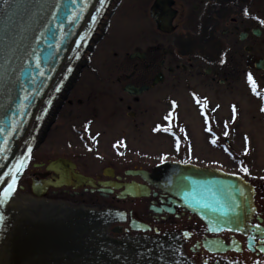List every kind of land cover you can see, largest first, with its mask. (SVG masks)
I'll return each instance as SVG.
<instances>
[{"label": "flooded vegetation", "instance_id": "1", "mask_svg": "<svg viewBox=\"0 0 264 264\" xmlns=\"http://www.w3.org/2000/svg\"><path fill=\"white\" fill-rule=\"evenodd\" d=\"M138 1L111 0L83 54L69 68L34 137L35 147L24 170L27 186L36 182L44 201L52 198L67 206L63 200L69 198L74 207L106 214L113 218L114 230L119 233L136 237L172 234L179 246L187 245L192 260L200 264H264V198L253 199L254 211L244 234H210L177 198L131 173L152 172L165 163L233 173L217 160L220 152L237 164L231 140L221 142L220 88L233 94L236 77L264 58V24L260 23L264 9L260 16L254 14L253 0H172L174 15L169 30H159L149 18L148 30L140 33L148 43L145 51L136 46L125 52L115 67L92 66L106 37L122 33V22L134 19L131 11ZM205 25H214L212 34L205 35ZM258 41L262 56L254 57ZM136 53L142 57H131ZM261 75L264 78V73ZM128 86L143 91L132 94L126 90ZM196 119L204 123L200 132L186 124ZM65 122L68 132L62 129ZM157 125L161 128L153 131ZM96 127L99 130H93ZM53 131V150L61 155L48 158L41 152L43 158L36 160L35 152L45 146ZM157 138H163L167 145L164 155L145 145ZM196 138L203 140L199 145L207 146L206 153L196 149ZM53 161L61 162L55 170H48ZM76 175L87 179L85 185L73 187ZM48 182L59 185L46 188ZM126 184L144 187L146 195H124ZM131 220L149 231H130ZM205 242L213 249L219 244L229 249L210 252L203 247Z\"/></svg>", "mask_w": 264, "mask_h": 264}, {"label": "water", "instance_id": "2", "mask_svg": "<svg viewBox=\"0 0 264 264\" xmlns=\"http://www.w3.org/2000/svg\"><path fill=\"white\" fill-rule=\"evenodd\" d=\"M110 1L0 0V176L4 177L0 187L21 171L16 170L18 162L25 164L44 110ZM172 4L155 0L150 8L149 15L161 31L169 30ZM135 56L142 57L139 53L131 57ZM254 67L263 70L264 61L258 60ZM126 90L139 94L143 88L128 86ZM60 162H51L48 170H55ZM131 173L177 198L210 233L244 234L254 211V188L235 174L178 163H165L150 173ZM73 177L74 188L85 185L86 178ZM58 185L48 182L46 188ZM31 190L35 197L42 195L35 182ZM124 195L141 197L146 189L126 184ZM4 200L0 205V264H188L182 248L170 243L171 236L158 238L161 242H113L103 225L94 230L96 217L83 209L13 196ZM85 222L98 238L86 235ZM130 228L147 230L134 222ZM203 247L215 253L229 249L221 244L213 249L208 242Z\"/></svg>", "mask_w": 264, "mask_h": 264}, {"label": "rangeland", "instance_id": "3", "mask_svg": "<svg viewBox=\"0 0 264 264\" xmlns=\"http://www.w3.org/2000/svg\"><path fill=\"white\" fill-rule=\"evenodd\" d=\"M152 4V0H141L135 5L134 11L132 15L134 19L131 17L129 21H123L121 29L123 32H119L116 36H108L103 44L100 45L102 47L101 52L97 53L95 62L91 63L92 66H100V67H115L119 60L124 57V53L131 52V49L138 46L141 51H145L148 45L147 41L140 35L144 31H147V25H149V16L148 10ZM264 9V0H253V13L258 12L259 16L261 15V11ZM131 15V16H132ZM128 17L126 18V20ZM139 28V29H137ZM149 28V27H148ZM214 25L206 26L204 28L205 35H209L213 33ZM137 29V31H136ZM125 30V31H124ZM128 31V32H127ZM135 31V33H134ZM134 33V34H133ZM139 34V35H138ZM137 35V36H136ZM136 36V40L133 41V38ZM108 43V45H106ZM256 50L254 51V57L262 56L260 41L257 43ZM118 53V57H114V53ZM264 59V58H263ZM122 60V59H121ZM121 62V61H120ZM125 67L127 64H123ZM246 74V75H245ZM251 74L252 80L256 87V92L254 93L252 90V84H250L248 80V76ZM262 72H257L254 68L246 70L245 73L236 77L235 84L236 89L232 94L230 91L225 90V88H220V116H221V125H220V134H221V142L223 144V140L228 138L231 140L234 145V155L236 156L237 164L229 161L223 154L219 152V158H211L217 159L220 161V166L226 168V171L237 173L242 177H245L252 185L256 188V198H264V110H261L264 107V78L262 77ZM160 99H164V96H161ZM211 100V99H210ZM212 101V100H211ZM212 104H214L212 102ZM233 106H235V113H233ZM161 109L164 106H160ZM209 111L212 108L208 109ZM196 122H186L187 125L193 126L194 130H201L202 124L199 119L195 120ZM212 124V121H210ZM209 122V126H210ZM65 126L62 128L63 132H68L69 124L67 122L64 123ZM74 123H70L72 125ZM207 124V123H206ZM204 128V127H203ZM192 129V127L190 128ZM93 130H99V127L93 128ZM55 131V130H54ZM54 131L48 136L46 140L45 146L40 148L35 152L36 160H40L43 158L42 153H47L48 158H54L60 153H54L53 143H54ZM247 138V140L245 139ZM198 144L196 146L197 150H202L203 153L207 152V146L203 145L201 147L199 143L203 140L201 138L194 139ZM154 143L145 144L148 148L154 149L156 152L160 151L166 154L165 152L167 145L164 143L163 138L153 139ZM155 144V145H153ZM43 150V151H42ZM246 150V152H244ZM245 156L246 160L243 161L241 157ZM40 157V158H39ZM209 158V157H208ZM246 166L249 169L244 171L243 167ZM24 173V172H23ZM27 179L24 174L21 179L17 182L14 190V194L18 198H28L37 200L31 196L30 187L27 186ZM19 187L23 189L20 190ZM47 202L58 203L59 201L54 200L52 198H47ZM67 206L74 207V200L66 198L63 200ZM84 207V206H81ZM116 226L115 224L106 228V235L112 240L120 241L126 239V234L124 232L121 233H112L111 229ZM129 236L135 238L136 235L133 233H129ZM143 238H148L143 235ZM182 253L184 257L188 260H191L194 264H200L197 260L196 262L192 260L188 250L187 245L181 247Z\"/></svg>", "mask_w": 264, "mask_h": 264}, {"label": "snow or ice", "instance_id": "4", "mask_svg": "<svg viewBox=\"0 0 264 264\" xmlns=\"http://www.w3.org/2000/svg\"><path fill=\"white\" fill-rule=\"evenodd\" d=\"M100 2H101V4H103L104 0H100ZM247 14H248L247 11H245V15H247ZM260 23L264 24V20H260ZM221 63H223V60H221ZM248 80H249L250 84H252V90L255 93L256 92V87H255V84H254V82L252 80L251 74H249ZM198 103H199V101H198ZM172 105H173V107H175L176 106V102L172 101ZM200 106L203 109L204 104L201 103ZM261 110H264V107H262ZM235 111H236L235 106H233V113H235ZM165 119L167 120L168 117L166 116ZM205 123H207V120L205 121ZM160 128H161V125H157L156 128L153 129V131H156V130H158ZM164 131H170V129L169 128H164ZM245 139L247 140V138H245ZM213 142H215V141H213ZM118 143H122V141H118ZM161 159H163V156L161 157ZM18 164L20 166L17 167L16 170L20 171L22 169L24 161L21 160V161L18 162ZM243 170L247 171V169H243ZM5 175H7V174H5ZM3 178H4L3 176H0V180H3ZM16 180H17V177H16L15 174H13L11 176V179L7 182V184L5 186L0 187V205H2L5 202L4 198L9 196L11 194V192L14 191ZM0 219H2V217H0Z\"/></svg>", "mask_w": 264, "mask_h": 264}, {"label": "bare ground", "instance_id": "5", "mask_svg": "<svg viewBox=\"0 0 264 264\" xmlns=\"http://www.w3.org/2000/svg\"><path fill=\"white\" fill-rule=\"evenodd\" d=\"M9 196H13V197H17L15 194H14V191L11 192V194ZM25 199H28V198H25ZM30 200H33V199H30ZM37 201V200H36ZM38 201H42V202H46V201H43V200H38ZM126 239H130V238H126ZM132 239H140V240H143L142 238H132ZM188 264H190L188 262Z\"/></svg>", "mask_w": 264, "mask_h": 264}]
</instances>
